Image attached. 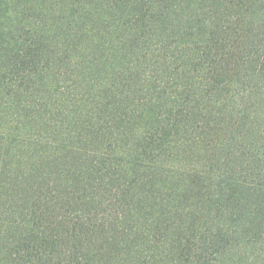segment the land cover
Returning <instances> with one entry per match:
<instances>
[{
    "label": "trees",
    "instance_id": "16d2710c",
    "mask_svg": "<svg viewBox=\"0 0 264 264\" xmlns=\"http://www.w3.org/2000/svg\"><path fill=\"white\" fill-rule=\"evenodd\" d=\"M242 12L248 13L247 21ZM237 32L244 34L234 39ZM261 34L264 0H0L4 80L22 84L72 68L80 60L90 63L95 75L109 77L123 60L144 57L152 45L163 53L168 43L188 42L192 49L187 58L193 66L197 45L203 75L216 87L222 76L245 71L259 83L238 100L239 113L215 123L216 141L198 137L208 142L217 159H205L200 170L170 168L168 192L164 189L170 170L161 169L165 163L146 164L152 154L162 155L172 144L188 153L182 136L193 130L199 115L188 91L183 89L181 105L172 99L162 103L170 107L168 115L138 135L136 149L134 141L130 144V168L118 176L112 170L121 158L103 151L111 145L106 134L117 133L107 128L105 133L98 121L85 124L91 100L74 127L82 137L75 143V165L68 163L59 172L56 165L67 155L53 161L31 157L39 158L41 169L54 162L57 176L71 172L74 181L47 189L49 182L36 186L38 177L33 176L27 229L14 245L17 254L9 264H104L100 255L108 253L132 264H235L230 262L235 250L253 264H264V127H257L247 112L251 103L264 107V54L243 46L255 37L264 39ZM252 134L257 137H248ZM92 146L96 151H88ZM29 147L38 153L36 144ZM154 174L164 181L158 185ZM67 186L70 191L63 190ZM36 190L42 197H35ZM139 220L144 229H135ZM135 246L133 261L126 250Z\"/></svg>",
    "mask_w": 264,
    "mask_h": 264
},
{
    "label": "rangeland",
    "instance_id": "374dc122",
    "mask_svg": "<svg viewBox=\"0 0 264 264\" xmlns=\"http://www.w3.org/2000/svg\"><path fill=\"white\" fill-rule=\"evenodd\" d=\"M229 13L235 14V11L231 10ZM242 13L243 19L247 21L248 13ZM255 30L256 28L253 29V35L257 36ZM241 34L244 32H237L234 39H238ZM261 36L264 38V34ZM195 46L197 56L193 66L187 58L192 45L182 42L168 43L164 46L163 53L158 51L160 46L152 45V49L146 51L144 57L123 60L124 65L111 71L109 77L103 73L95 75L89 70L90 63H84L82 60L72 68H62L56 72L38 75L32 80L23 81L22 84L10 78L4 80L0 77V264H9L12 261L17 254V246L14 245H17L19 237L27 229L30 211L28 206L32 199L30 180L33 176L38 177L36 186L40 187L43 180L44 186L45 181L49 182L47 189L74 181L71 180V172L57 176L54 162H50L46 169H41L39 158L31 157L43 155L53 161L56 157L67 155L68 157L62 156L59 166L56 165L59 172L68 163L70 166L75 165L77 157L75 153H78L75 143L82 137L80 134L77 136L74 127L91 100L94 101V105L85 124L98 121L97 127L103 128L105 133H107L105 128L110 133H117L111 137L106 134V142L111 145L103 148V151L111 152L112 157H120L122 160L116 170L111 169L115 176L127 173L130 168L126 166L130 144L134 141L136 149L135 141L138 135L168 115L170 107L164 108L162 103L172 99L181 105L183 89L188 91L189 99L193 101V105L198 106L199 112L193 130L182 136L188 153L182 154L176 143L162 149V155L152 154L150 160H147L149 164H144L150 166L153 163L164 162L165 165L161 166V169L167 173L170 170L166 183L170 178V168L174 170L178 168L184 172L200 170L207 164L205 159H217L207 142L217 140L212 133L213 130L216 131L215 123L220 119L224 121L228 115L239 113L238 100L246 98L245 93L259 83L254 80L251 71H243L244 73L238 76L235 74L222 76L218 79L220 88L216 87L211 78L204 77L205 71L198 58L200 49ZM243 46L259 49V54H264V49H261L264 48L262 38L255 37ZM95 101H102L107 107L99 106ZM247 112L252 115L251 119H256L257 127H264V107L251 103ZM198 137L208 139L206 141ZM248 137L257 136L252 134ZM34 144L38 146L36 154L29 147ZM59 150L61 154L56 152ZM88 151L96 150L92 146ZM154 180L158 185L160 181H164L157 174H154ZM165 185L164 190L168 192L169 182ZM63 190L70 191V186ZM37 191H34L35 197H42V193ZM55 192L57 193V190ZM167 195L168 193L161 194L163 198ZM142 223V220L135 222V229L137 226L142 227ZM237 241L238 239L234 242ZM45 248L48 249V246ZM240 248L241 246L238 250ZM126 251L130 253L129 258L134 261L136 246ZM237 254V250L233 251L231 263L253 264L245 254L241 256ZM100 257L106 260H102L104 264L133 263L113 253L101 254ZM239 257L245 259L240 260Z\"/></svg>",
    "mask_w": 264,
    "mask_h": 264
}]
</instances>
